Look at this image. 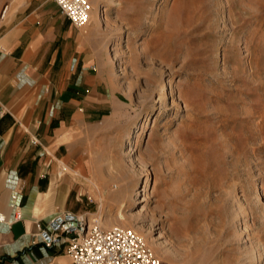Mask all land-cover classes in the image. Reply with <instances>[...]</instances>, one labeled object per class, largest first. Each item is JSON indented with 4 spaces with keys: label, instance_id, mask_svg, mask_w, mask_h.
Masks as SVG:
<instances>
[{
    "label": "rangeland",
    "instance_id": "obj_1",
    "mask_svg": "<svg viewBox=\"0 0 264 264\" xmlns=\"http://www.w3.org/2000/svg\"><path fill=\"white\" fill-rule=\"evenodd\" d=\"M87 28L110 99L74 132L76 216L163 264H264V0H93Z\"/></svg>",
    "mask_w": 264,
    "mask_h": 264
},
{
    "label": "crops",
    "instance_id": "obj_2",
    "mask_svg": "<svg viewBox=\"0 0 264 264\" xmlns=\"http://www.w3.org/2000/svg\"><path fill=\"white\" fill-rule=\"evenodd\" d=\"M94 34L53 0H23L0 20V264H71L67 236L46 247L37 224L51 231L81 209L90 164L74 132L110 99Z\"/></svg>",
    "mask_w": 264,
    "mask_h": 264
},
{
    "label": "built area",
    "instance_id": "obj_3",
    "mask_svg": "<svg viewBox=\"0 0 264 264\" xmlns=\"http://www.w3.org/2000/svg\"><path fill=\"white\" fill-rule=\"evenodd\" d=\"M93 0H53L59 12L75 28L85 26L90 20ZM9 5L0 12L5 19ZM48 231L37 224L38 234L46 247L67 236L66 253L71 264H163L149 242L134 229L116 225L102 229L96 223L89 224L81 217L65 214L52 221Z\"/></svg>",
    "mask_w": 264,
    "mask_h": 264
},
{
    "label": "bare ground",
    "instance_id": "obj_4",
    "mask_svg": "<svg viewBox=\"0 0 264 264\" xmlns=\"http://www.w3.org/2000/svg\"><path fill=\"white\" fill-rule=\"evenodd\" d=\"M156 8V7H155ZM136 152V151H135ZM132 156V155H131ZM133 188V187H132ZM94 222H96V221H93L92 223H94Z\"/></svg>",
    "mask_w": 264,
    "mask_h": 264
}]
</instances>
